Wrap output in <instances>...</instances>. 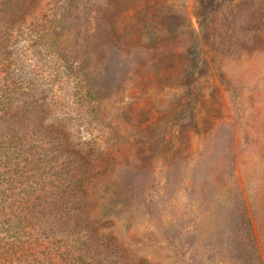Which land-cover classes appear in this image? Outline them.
I'll return each mask as SVG.
<instances>
[{"label":"rangeland","instance_id":"rangeland-1","mask_svg":"<svg viewBox=\"0 0 264 264\" xmlns=\"http://www.w3.org/2000/svg\"><path fill=\"white\" fill-rule=\"evenodd\" d=\"M70 258L264 264V0H0V264Z\"/></svg>","mask_w":264,"mask_h":264},{"label":"trees","instance_id":"trees-1","mask_svg":"<svg viewBox=\"0 0 264 264\" xmlns=\"http://www.w3.org/2000/svg\"><path fill=\"white\" fill-rule=\"evenodd\" d=\"M72 198H75V196L74 195H71V193H70V195H69V197L67 198V200H71ZM248 225H249V223H248ZM245 228L243 227V226H241V225H239V224H237V226H236V228H235V230L236 231H242V230H244ZM73 258H70L69 259V264H91V263H89V262H87V261H85L84 259H74V260H72Z\"/></svg>","mask_w":264,"mask_h":264}]
</instances>
